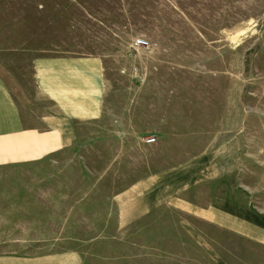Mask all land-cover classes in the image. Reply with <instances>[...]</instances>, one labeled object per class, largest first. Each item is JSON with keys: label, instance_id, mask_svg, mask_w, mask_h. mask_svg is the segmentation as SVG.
Wrapping results in <instances>:
<instances>
[{"label": "rangeland", "instance_id": "rangeland-1", "mask_svg": "<svg viewBox=\"0 0 264 264\" xmlns=\"http://www.w3.org/2000/svg\"><path fill=\"white\" fill-rule=\"evenodd\" d=\"M136 37L174 80L112 69L136 62ZM51 54L103 57L117 111L92 139L0 167V264H264V0H0L1 70L30 84ZM149 83L157 96L172 83L181 111H134ZM164 171L166 201L121 224L120 196ZM229 203L252 230L203 212L232 224Z\"/></svg>", "mask_w": 264, "mask_h": 264}, {"label": "crops", "instance_id": "crops-1", "mask_svg": "<svg viewBox=\"0 0 264 264\" xmlns=\"http://www.w3.org/2000/svg\"><path fill=\"white\" fill-rule=\"evenodd\" d=\"M129 47L137 52L132 51L136 62L124 67L114 65L113 70L130 75V80L146 83L151 80L175 79L173 72H166L167 77L159 72L161 64H158V60L162 59L155 56L159 51L148 52L147 47L134 45V42ZM163 48L160 46V49ZM142 53L149 55L141 58L139 56ZM109 75V65L103 57L97 55H39L32 64L30 84L20 82L14 78V73L3 72L0 68V167L45 161L67 146L81 143V139H92L98 128L95 126L108 120L109 115L117 111L111 104L114 99L110 93ZM168 85V91L162 96L152 91L150 83L137 86L132 98L134 111L153 114L181 111L177 108L182 107L178 101L180 96L174 95L172 83ZM145 88L149 90L146 92ZM142 105L148 108L138 109ZM114 116L115 122L119 123L120 118ZM165 172L149 175L145 181L131 187L126 195L120 196L121 224L135 221L166 201L172 189L169 185L161 187L156 184L158 177L169 176ZM196 173L190 172L185 176ZM210 208L212 210L204 208L203 212L220 225L237 231H240L237 223L245 230L253 228V212L245 206H233L231 203L225 206L234 210L232 215L225 213L232 223L229 225L222 223L226 216L221 211L215 207ZM242 216L244 220H241ZM246 216H249V222Z\"/></svg>", "mask_w": 264, "mask_h": 264}, {"label": "built area", "instance_id": "built-area-1", "mask_svg": "<svg viewBox=\"0 0 264 264\" xmlns=\"http://www.w3.org/2000/svg\"><path fill=\"white\" fill-rule=\"evenodd\" d=\"M134 45L148 47L149 41L144 37H136L134 39ZM144 141L146 143H152V142L156 141V136L155 135H148V136H146Z\"/></svg>", "mask_w": 264, "mask_h": 264}]
</instances>
